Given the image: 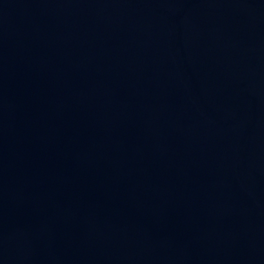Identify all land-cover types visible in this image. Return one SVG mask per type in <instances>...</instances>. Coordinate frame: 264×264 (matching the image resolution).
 I'll return each instance as SVG.
<instances>
[{
    "label": "water",
    "instance_id": "water-1",
    "mask_svg": "<svg viewBox=\"0 0 264 264\" xmlns=\"http://www.w3.org/2000/svg\"><path fill=\"white\" fill-rule=\"evenodd\" d=\"M0 264H264V0H0Z\"/></svg>",
    "mask_w": 264,
    "mask_h": 264
}]
</instances>
